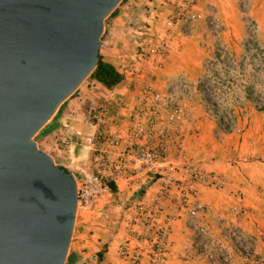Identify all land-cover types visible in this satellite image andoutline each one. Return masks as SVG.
I'll return each mask as SVG.
<instances>
[{"label": "crops", "instance_id": "1", "mask_svg": "<svg viewBox=\"0 0 264 264\" xmlns=\"http://www.w3.org/2000/svg\"><path fill=\"white\" fill-rule=\"evenodd\" d=\"M179 1L154 0V8L161 10L160 15L156 13L159 18L147 16L145 22L160 32L161 22L171 13L169 2ZM198 11L221 19L229 33L236 31L235 19L243 11L255 22L257 36L264 47V0H202ZM126 12L118 13L106 27L101 50L105 60L120 72L123 67L134 64L137 53L142 51L138 36L142 27L124 25V20L131 17ZM171 71L173 66L169 63L167 71L162 72L164 75L160 71L156 79L158 89L164 94L165 83L175 78ZM93 84L98 93L82 89L80 97L70 100L56 119L58 127L47 136L42 133L38 136L44 147L42 151L55 161L61 160L79 177L93 172V155L83 137L94 129L85 120L84 104L90 100L101 101L113 91L130 96L126 82L112 91L99 83ZM188 108L189 128L182 134L185 157H178L181 173L187 179L185 167L192 164L223 179L220 188L198 184V196L191 203V208H201L199 216L208 229L207 235L202 237L193 228L177 189L166 201H160L161 180L149 184L143 195L139 187L121 182L117 192L101 199L95 210L78 211L70 248L71 254L77 257L76 264H132L131 257L121 254V247L126 243L130 245V253L141 248L143 260L148 262L151 246L140 243L139 238L152 234L150 223L156 228L171 227L166 255L159 264H264V111L252 112L250 121L238 112L237 128L224 132L201 107L193 104ZM242 119L247 120L243 125ZM63 136L69 138V147L59 144ZM83 152L89 153L85 162ZM236 233L245 237L243 243L232 237ZM248 243L254 248L250 255L241 249ZM99 253H103L102 259Z\"/></svg>", "mask_w": 264, "mask_h": 264}, {"label": "water", "instance_id": "2", "mask_svg": "<svg viewBox=\"0 0 264 264\" xmlns=\"http://www.w3.org/2000/svg\"><path fill=\"white\" fill-rule=\"evenodd\" d=\"M125 0H0V264H67L78 182L36 137L96 70Z\"/></svg>", "mask_w": 264, "mask_h": 264}, {"label": "built area", "instance_id": "3", "mask_svg": "<svg viewBox=\"0 0 264 264\" xmlns=\"http://www.w3.org/2000/svg\"><path fill=\"white\" fill-rule=\"evenodd\" d=\"M201 1L180 0L165 21L167 32L200 21L202 14L198 6ZM170 48L165 39L156 45L142 44L134 64L121 71L123 82L129 84L130 96L113 91L101 101L90 100L84 104L85 120L94 129L93 133L83 137L93 155V172L76 176L78 211L95 210L101 199L114 193L111 184L118 187L121 182H126L143 189L161 180L160 201H166L174 189L180 191L181 203L188 209L193 228L200 235H206L208 229L199 216L201 208H191V203L198 196V184L208 183L220 188L223 179L192 164L185 167L187 179L181 173L178 157H185L182 130L188 128L189 123L173 96L164 94L156 85V76ZM59 142L63 148L71 144L67 136L61 137ZM149 230L152 234L139 238L140 243L151 246L148 262H144L141 248L130 253L128 243L121 247V254L131 257L132 264H159L164 260L171 227L156 228L150 223ZM210 259L214 257L210 256Z\"/></svg>", "mask_w": 264, "mask_h": 264}, {"label": "rangeland", "instance_id": "4", "mask_svg": "<svg viewBox=\"0 0 264 264\" xmlns=\"http://www.w3.org/2000/svg\"><path fill=\"white\" fill-rule=\"evenodd\" d=\"M153 1L125 0L119 6L118 13L127 11L126 13L131 16L124 20V25L142 27L138 32L140 45L145 43L156 45L162 39L170 43L171 48L165 54L159 72L165 73L169 63L172 64L171 73L175 78L165 83L166 91H164L166 95L173 96L176 106L184 111L186 120L189 121L188 106L195 104L216 122L221 131L228 124L233 125V129L237 128L238 112L250 121L252 112L259 111L257 107H262L264 102V60L257 56V51L251 43V36L256 31L255 22L242 11L235 19L236 31L232 30V33H229L221 19L212 15H202L200 21L183 24L171 33L166 30L165 19L161 22L162 28L158 32L144 20L147 16L156 17L161 13V10L154 8ZM169 4L172 6L170 8L172 12L177 3L169 2ZM112 19L113 17L108 18L105 29L111 25ZM143 33L146 35H142ZM137 54L136 59L140 53ZM159 72L156 79L159 78ZM82 89L98 93L90 79L82 85ZM248 93H252L253 101L247 99ZM260 95L261 99L257 100ZM232 110L235 111V118L231 114ZM246 121L242 119L241 125ZM39 144V148L43 149L41 141ZM82 156V161L85 162L89 153L83 152ZM56 163L63 165L58 158ZM200 236L205 237V235ZM232 237L239 238L242 243L245 238L238 233ZM243 247L244 249H241L244 254L250 255L251 251H254L250 243Z\"/></svg>", "mask_w": 264, "mask_h": 264}, {"label": "trees", "instance_id": "5", "mask_svg": "<svg viewBox=\"0 0 264 264\" xmlns=\"http://www.w3.org/2000/svg\"><path fill=\"white\" fill-rule=\"evenodd\" d=\"M112 17V16H111ZM108 20V19H107ZM251 43L254 46V49L257 51V56H259L262 60H264V47L262 46L257 33L255 31L254 35L251 36ZM90 80H92L95 83H99L101 84L103 87H105L106 89L112 91L114 90L116 87H118L119 85H121L124 81V75L111 63H109L108 61L105 60L104 56L102 54H100V61L99 64L96 68V70L91 74V76L88 78ZM87 79V80H88ZM86 80V81H87ZM86 83V82H85ZM201 87V86H200ZM82 90V87L68 100L66 101L62 107L59 110V113L61 114L64 109L66 108L68 102L70 100H73L77 97H80V91ZM252 93H248L247 95V99L250 101H253L252 99ZM261 95L258 97L257 100L261 99ZM259 111H264V102L262 103V107H257ZM232 116L235 118V111L232 110L231 111ZM59 115H57L51 122H53L51 125L50 123L42 130V136H47L48 134H50L54 129H56L58 127V123L56 122V119L58 118ZM55 120V121H54ZM233 129V125H227V127L223 130L224 132H231ZM41 139L37 136L36 137V141L39 144V141ZM42 150V149H41ZM111 189L114 193L117 192V186L114 184H111ZM145 188L141 189V191L139 192L140 195H143L145 193ZM103 257V253H99V258L102 259ZM77 261V257L74 254H71L68 258L67 264H76Z\"/></svg>", "mask_w": 264, "mask_h": 264}]
</instances>
